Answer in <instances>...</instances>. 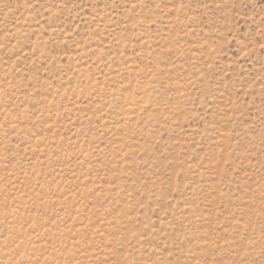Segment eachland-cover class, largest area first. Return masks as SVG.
Segmentation results:
<instances>
[{"label":"rangeland","instance_id":"rangeland-1","mask_svg":"<svg viewBox=\"0 0 264 264\" xmlns=\"http://www.w3.org/2000/svg\"><path fill=\"white\" fill-rule=\"evenodd\" d=\"M0 264H264V0H0Z\"/></svg>","mask_w":264,"mask_h":264}]
</instances>
